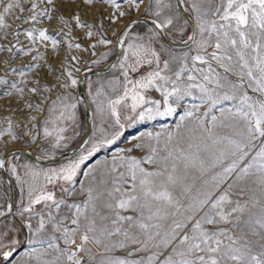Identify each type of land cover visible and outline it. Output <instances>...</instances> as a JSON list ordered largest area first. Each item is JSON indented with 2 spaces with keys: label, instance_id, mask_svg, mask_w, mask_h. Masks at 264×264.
Listing matches in <instances>:
<instances>
[{
  "label": "snow or ice",
  "instance_id": "1",
  "mask_svg": "<svg viewBox=\"0 0 264 264\" xmlns=\"http://www.w3.org/2000/svg\"><path fill=\"white\" fill-rule=\"evenodd\" d=\"M82 2L111 8L97 24L81 20L79 13L71 20L95 38L88 45L92 56L97 46L108 48L92 64L119 49L120 59L111 66L119 75L90 91L99 125L74 159L48 169L24 164L21 173L14 159L0 153V169L8 168L22 194L15 208L11 203L0 208V264H264V0H148L147 32L133 31L138 17L113 31L115 40L107 38L108 29L139 11L144 0ZM56 11V0H29L28 7L24 0H8L0 10V33L7 38L12 16L32 25L57 19L64 26L59 32L71 36L72 24L54 16ZM25 12L30 14L22 18ZM182 12L194 21L191 34L184 32L187 19L180 24ZM174 30L189 51L164 58L154 45ZM22 34L33 46L82 48L43 27ZM11 35L16 43L0 45V52L7 51L9 60L30 56L31 62L10 70L17 81L7 79L5 70L0 99L22 103L31 122L37 121L33 112H45L41 140L53 152L66 148L67 125L76 122L78 103L70 91L78 84L74 65L65 57L60 75L49 69L60 90L49 100L43 93L51 94L53 86L39 83L45 54L20 44L21 31ZM29 73L31 81L25 79ZM152 91L160 99L152 98ZM186 99L190 103L184 106ZM178 106L183 111L174 127L143 132L129 147L83 170L101 149L115 145L128 125L172 117ZM5 119L0 136L20 139L11 118ZM32 129L22 130L26 142L37 141ZM81 172L84 179L78 180Z\"/></svg>",
  "mask_w": 264,
  "mask_h": 264
},
{
  "label": "rangeland",
  "instance_id": "2",
  "mask_svg": "<svg viewBox=\"0 0 264 264\" xmlns=\"http://www.w3.org/2000/svg\"><path fill=\"white\" fill-rule=\"evenodd\" d=\"M8 0H0V10H2V7L4 4H6ZM148 3V0H144V4H141L140 10L131 13L129 16L124 17L122 20H120L118 23L114 24L111 28L108 29L107 32V38L115 40V37L112 35L113 31H117L121 28L120 26L127 21L128 19H131L132 17L136 15H145L147 14L144 12V7ZM173 3L175 4V0H173ZM29 0H24V6L28 7ZM40 7L43 8L44 4L41 3ZM124 8L127 9V5H124ZM56 9L57 11L52 13L54 16L63 15L66 20H69L72 24L74 31L72 32L71 36L65 37L63 32H59V29L63 28L64 26L60 24L59 20L54 19L52 21H49L47 19H43L39 25H32L30 23H21L20 20H14L12 16L8 17V23L12 25V27L8 30L9 35L7 38H3L2 33H0V45L6 47H9V41L12 43H16L15 38L11 35L12 31L19 30L21 31V35L19 37L20 44L27 47H34L37 51L45 54V61H40L42 68L39 71V83L41 85H49L53 86L55 83L54 75L49 71L50 68H55L57 71L55 75H60V65L61 61L65 60V57L68 58L70 64L68 66L71 67V65H74V67H71V70L74 73V76L77 78L78 74L82 69H85L86 67H93V66H101L106 64L114 55L115 50L113 51L112 55L109 56L107 60L102 61L99 64H92L91 61L94 59H98L100 53L108 51V48H105L103 46H97L95 49L97 55L92 56L91 52L92 49L88 47V45L92 42H94L95 38H92L90 40L87 38L84 33L87 31V29H81V28H75V22L71 20V17L79 13L81 20L87 22V23H93L97 24L100 17H107L108 12L111 11V8H108L107 6L103 4H94L93 6H88L83 4L82 0H75V3L72 2V0H56ZM30 13L25 12L20 14L21 17H25L29 15ZM148 17V16H147ZM151 18V17H149ZM184 18L181 15L180 24L184 23ZM43 27L47 29L49 33H58L57 38L58 39H66L71 41L73 44L79 43L82 45V48L80 50H77L76 48L68 49L67 45L65 44L62 47H59L56 50H53L51 43H48L47 47H43L39 44L33 46L30 41H28L25 36L22 34L24 29H28L30 27ZM105 27H107V20L105 19ZM151 26L145 21L140 20V23L134 27V32H140V33H146L147 30ZM64 32H67V29L64 28ZM184 32L189 34L190 32V25L188 24L184 28ZM165 34L170 38L174 40H182L181 33L177 30H174L172 33L165 32ZM187 38V35L183 36V40ZM20 44H17V47L20 46ZM158 49H161L162 55L164 58H167L168 53H172L174 55H180L182 52L189 51V47H175L167 45L163 40H159L158 43L154 45ZM112 47V46H109ZM191 49L195 48V45H190ZM36 54L35 52L32 53V55ZM77 56L79 57L80 62H71V57ZM120 56V54H119ZM120 57L118 58V60ZM118 60L115 62V64L118 62ZM5 61H8V63H5ZM30 56H24V55H16L13 59L9 60V53L7 51L0 52V76H5V70H9V74L7 76V79L11 81H17L20 79L18 75H12L10 70L20 68L23 65H26L30 63ZM79 67L80 71L76 72L75 68ZM119 73L116 69H113L112 67L109 68L106 71H101L99 73H91L86 75L83 82L84 92L86 95V98L91 104V119H92V127H91V135L92 137L93 131L95 130V127L99 125V120L93 119V113L95 111V105L92 103V97L90 95V91L94 92L97 87H100L101 84L105 85L107 87V81L113 79L115 76H118ZM25 79L31 81L34 79V76L32 73H29ZM91 85V88H90ZM29 86H37L34 83H29ZM60 91L56 89L53 86L52 93H43V95H48L49 100L54 99L56 93ZM71 93L76 97L78 103L76 108V122L71 123L69 122L67 125V131L65 135L69 137L67 147L60 148L57 151H52L47 144L41 140L40 135L38 134L39 129V122L42 121L46 113H35L33 112L32 115L37 116V121L31 122L26 119L28 116L29 110L24 109L22 106V103H18L14 98L9 100L8 98H2L0 99V128H6L7 127V121L5 117H10L13 125H14V131L16 132V135L21 137L18 140H11V138L7 135L0 136V153L2 151L6 150L7 148L11 147H24L27 148L30 152H33L40 158H46L47 156L57 155L60 154V152L69 149L74 146V144L82 137L84 133V126H85V117L83 116V106L81 102L79 101V98L76 94V87L74 89L70 90ZM151 97L154 99H160L159 93L152 91L150 93ZM30 99L33 101H36L37 98L35 96H31L29 94ZM184 106H187L190 101L186 99L185 101L181 102ZM183 109L178 106L177 113L172 117H164V118H157L153 121L143 122L136 125H128L123 130V135L120 137L119 140H117L115 145H111L108 147H105L101 149L99 153H97L93 158H91L83 167V170H87L90 166L96 163L97 160L103 161L105 159H110V157L115 154L119 149L129 147L132 142H134V138L141 135V133L149 131V130H159L162 126L163 127H174L176 121L179 119V116L182 114ZM32 123L37 124L36 129H32ZM25 125L27 127L25 128ZM29 129H32L34 134H37V141L35 143H29L28 137L23 135V131H28ZM23 130V131H22ZM78 133V135L76 134ZM89 137V138H90ZM45 152L48 153L47 156H45ZM77 153V152H76ZM135 155H140L139 152L134 153ZM77 155V154H75ZM72 156L73 158L75 157ZM71 157V158H72ZM6 159L13 160L17 164V166L20 168L21 173L23 171V165L24 164H32L36 165L39 168L48 169L51 168L50 166L55 163H46V165H40L36 161L30 160L25 154L23 153H16L13 155L8 156ZM69 159V158H68ZM66 160V159H65ZM49 166V167H48ZM7 177L4 178L0 176V208H6L8 205V198H9V183L12 187L13 191V197H14V208L19 204L20 200L22 199V194L20 190V186L17 184L15 178L11 175V173L8 171V168L5 167ZM83 172H81L80 176L78 177V180H83ZM76 187H79V184L76 185ZM57 195H60L59 191H57Z\"/></svg>",
  "mask_w": 264,
  "mask_h": 264
},
{
  "label": "water",
  "instance_id": "3",
  "mask_svg": "<svg viewBox=\"0 0 264 264\" xmlns=\"http://www.w3.org/2000/svg\"><path fill=\"white\" fill-rule=\"evenodd\" d=\"M181 15L183 16L184 19H187L189 21V25H190V32L189 34H191L194 31V21L191 20L190 15L187 12H182ZM138 17H140V20H145L150 26V20L151 18L145 16V15H136L134 17H132L131 19H128L127 21H125L120 27L119 31L123 30V27L125 24H128L131 22V20L133 19H137ZM161 40H163L167 45L170 46H175V47H185V44L183 43L182 40H172L170 39L165 33L163 34V36L160 38ZM187 39V38H186ZM185 39V40H186ZM120 52L119 49H115L114 55L113 57L104 65L101 66H93V67H86L85 69H82L80 71V73L78 74V84L76 86V94L79 98V101L81 102L82 106H83V116L85 117V126H84V133L82 135V137L74 144L73 147L66 149L62 152H60V154L57 155H52V156H47L46 158H39L36 154H34L33 152H30L28 149L24 148V147H11V148H7L6 150L2 151V154L5 158H7L9 155L12 154H16V153H23L25 154L30 160L32 159L33 161H36L37 163L41 164V165H46V163H58L60 161H64V159L72 157L73 155H75V153L77 151H79L81 149V145L83 143V141L88 140L90 135H91V127H92V119H91V104L88 101V99L86 98V95L84 93V87H83V82H84V78L86 77V75L91 74V73H99L101 71H106L109 68H111V66L113 64H115V62L118 60ZM0 176L4 177V178H8L7 177V173L5 168L4 169H0ZM9 198H8V204L11 203L12 205L14 204V195H13V191H12V187L9 183ZM14 207V205H13Z\"/></svg>",
  "mask_w": 264,
  "mask_h": 264
},
{
  "label": "bare ground",
  "instance_id": "4",
  "mask_svg": "<svg viewBox=\"0 0 264 264\" xmlns=\"http://www.w3.org/2000/svg\"><path fill=\"white\" fill-rule=\"evenodd\" d=\"M85 93V92H84ZM27 149V148H26ZM80 151H81V149L79 150V151H77V153H75V154H77V155H79V153H80ZM13 155V154H12ZM10 156V155H9ZM74 156V155H73ZM76 156V155H75ZM40 158V157H39ZM75 158V157H74ZM73 157L71 158V157H69V159L68 158H66V160L64 159V161H60V162H58V163H55V164H53V165H51L50 167L51 168H53V167H59L60 165H62V164H64V163H66L67 161H69V160H71V159H74ZM39 164V163H38ZM48 164V163H47ZM41 165V164H40ZM49 167V166H48Z\"/></svg>",
  "mask_w": 264,
  "mask_h": 264
}]
</instances>
